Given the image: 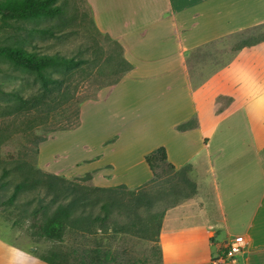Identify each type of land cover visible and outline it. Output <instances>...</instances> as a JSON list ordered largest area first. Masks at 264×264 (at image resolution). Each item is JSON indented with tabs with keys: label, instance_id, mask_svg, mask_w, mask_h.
<instances>
[{
	"label": "crops",
	"instance_id": "crops-1",
	"mask_svg": "<svg viewBox=\"0 0 264 264\" xmlns=\"http://www.w3.org/2000/svg\"><path fill=\"white\" fill-rule=\"evenodd\" d=\"M88 3L97 28L120 43L133 66L113 90L121 91L122 119L129 122L131 116L134 123L144 116L151 134L161 137L141 150L138 137L122 129L106 147L114 150L120 143L121 166L133 170L140 164L146 176L137 184L113 183L116 163L110 161L111 179L100 184L94 177L93 186L142 187L153 179L144 157L164 146L177 171L190 168L196 194L166 212L158 244L161 264H217L238 237L246 247L233 264H264V79L238 109L217 118L208 106L201 110L190 73V62L202 47L264 27V0ZM235 53L254 67L257 79L264 77V42ZM188 122L193 126L178 129ZM14 261L46 264L0 239V264Z\"/></svg>",
	"mask_w": 264,
	"mask_h": 264
},
{
	"label": "rangeland",
	"instance_id": "rangeland-1",
	"mask_svg": "<svg viewBox=\"0 0 264 264\" xmlns=\"http://www.w3.org/2000/svg\"><path fill=\"white\" fill-rule=\"evenodd\" d=\"M58 4L63 5L65 10L59 18L5 22L0 16V47L21 46L41 54L59 53L76 58L86 56L84 49L91 47L94 52L93 63L90 65L93 74L91 79L79 82L75 91L78 99L91 97L80 105V126L70 131L54 132V121L47 122V118L42 120L37 112L8 115L16 102L10 93L29 97L37 92L39 84L30 73L0 57V198L3 201L11 196L19 181L13 170L16 161L32 162L42 171L69 181L84 178L90 173L92 179L95 177L100 184L110 178L111 167L107 165L112 161L116 163L113 183L135 180L134 184H137L146 176L144 169L140 164L133 165V170L124 169L121 166L120 143L114 150L106 147V144L116 141L120 131L127 127L130 137H138L141 150H148L160 142V135L151 134L144 116L135 119L134 123L131 116L129 122L127 118L122 119L121 91L113 92L115 84L109 85L118 78L112 69L115 57L123 52L119 48L120 43L97 28L88 0H58ZM44 28L56 30L57 36H44L34 31ZM250 37L264 38V27L227 37L202 47L194 55L190 62V73L201 110L206 105L210 113L221 118L234 112L248 97L255 94L254 88L264 77L257 79L254 67L247 60L241 59L234 50L239 43ZM42 113L47 115L48 111ZM67 117L71 119V110L63 111L55 121ZM98 155L103 157L96 161ZM5 168L10 170L7 176L3 173ZM175 180L171 173L166 172L153 184L149 183L147 191H167ZM79 183L85 187H94L92 180H81ZM37 198L44 203L50 199L44 193L24 194L16 205L0 209L2 241L28 253L59 252L67 255L71 263H74L75 257L78 259L81 255H95V250L99 249L101 253L110 256L111 262L108 264H157L155 249L158 246L147 238L150 231H145L144 222L137 220L135 226L123 233L114 232L110 228L111 224H107L104 230L99 226L103 224L101 222H93L92 219L87 222L89 215H102L98 208L91 214L79 216L75 228L69 229L61 241L39 237L31 215L38 205ZM124 201L128 202L129 198L124 196ZM161 206L165 207V204ZM140 213L142 217L145 215L143 209ZM116 218L120 225L129 223L128 214ZM10 256L16 260L14 252H10ZM14 263L18 264V261Z\"/></svg>",
	"mask_w": 264,
	"mask_h": 264
},
{
	"label": "trees",
	"instance_id": "trees-1",
	"mask_svg": "<svg viewBox=\"0 0 264 264\" xmlns=\"http://www.w3.org/2000/svg\"><path fill=\"white\" fill-rule=\"evenodd\" d=\"M64 12V7L58 4V0H0V16L5 22L59 18L64 15ZM34 31L44 36H57L56 30L52 28L35 29ZM262 42H264L263 37H250L239 43L234 50L253 47ZM119 48L123 50L121 45ZM84 53L86 56L76 58L66 57L59 53L41 54L21 46L0 47V57L6 58L14 66L30 73L39 84L37 92L29 97H24L19 93H10L16 102L8 111V115L37 112L42 120L47 118V122L54 121V132L77 129L80 126V105L91 97L78 99L75 95L79 82L91 79L93 74L90 65L93 63L94 52L91 47H86ZM104 54L102 50V55ZM115 61L112 71L118 78L109 85L118 84L123 76L133 69L132 64L125 59L123 52H119ZM44 110L48 111L47 115H43ZM65 110H71V119L67 117L68 120L66 118L55 121ZM192 126L193 122H188L179 126L178 129L185 130ZM144 159L153 179L136 191H130L126 185L85 187L79 182L81 180L91 181L90 173H87L84 178L69 181L64 177L42 171L32 162L16 161L13 170L17 173L19 181L7 200L3 201L0 198V209L16 205L24 194L44 193L50 198L49 201L44 203L37 198L38 205L31 215L37 235L50 241H61L69 229L75 228L79 216L85 213L91 214L96 208L102 215L95 217L89 215L87 222L91 221L90 219L93 222H101L103 224L99 226L104 230L107 229V224H111L110 228L114 232L123 233L135 226L137 220L144 222L145 231H150L146 235L147 238L157 243L155 256L157 264H161L162 251L158 244L165 214L183 200L193 197L196 194V186L188 178L190 168L184 167L177 171L176 167L168 161L167 149L164 146L151 151ZM3 171L4 176L10 173V170L6 168ZM166 172L176 178L175 183L167 191L157 193L147 191L149 183L153 184ZM124 196L129 198L128 202L124 201ZM163 204L165 207L161 206ZM141 209L145 213L143 217L140 213ZM121 214L129 215L128 225H120L117 222L116 216ZM95 251V255H81L78 259L75 257L74 263H71L67 255L59 252L29 253L46 264H108L111 262L108 254L101 253L99 249Z\"/></svg>",
	"mask_w": 264,
	"mask_h": 264
},
{
	"label": "built area",
	"instance_id": "built-area-1",
	"mask_svg": "<svg viewBox=\"0 0 264 264\" xmlns=\"http://www.w3.org/2000/svg\"><path fill=\"white\" fill-rule=\"evenodd\" d=\"M246 247V242L244 239L238 237L234 239L227 247L226 254L221 257V259L217 262L219 263H235L236 258L239 254L243 252Z\"/></svg>",
	"mask_w": 264,
	"mask_h": 264
}]
</instances>
